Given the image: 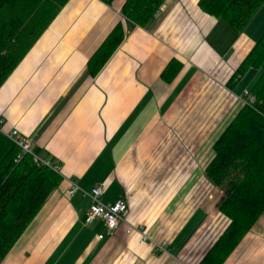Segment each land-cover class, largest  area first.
Instances as JSON below:
<instances>
[{"label": "crops", "instance_id": "1", "mask_svg": "<svg viewBox=\"0 0 264 264\" xmlns=\"http://www.w3.org/2000/svg\"><path fill=\"white\" fill-rule=\"evenodd\" d=\"M126 1L70 0L0 88L4 129L31 139L63 177L3 264H200L230 224L206 168L261 77L250 68L232 80L264 19L238 33L199 0H167L142 28L123 17ZM118 24L123 43L92 73ZM173 59L183 69L166 82ZM72 182L81 190L71 196ZM100 185L106 204L132 196L114 234L104 221L86 224L87 193ZM223 264H264V214Z\"/></svg>", "mask_w": 264, "mask_h": 264}, {"label": "trees", "instance_id": "2", "mask_svg": "<svg viewBox=\"0 0 264 264\" xmlns=\"http://www.w3.org/2000/svg\"><path fill=\"white\" fill-rule=\"evenodd\" d=\"M70 0H0V88L51 26ZM112 5L115 0H100ZM167 0H127L125 19L147 28ZM264 0H199L208 15L222 19L240 33L251 22ZM125 39L118 24L92 57L89 67L99 73ZM250 68L262 71L251 92L252 105H244L213 145L215 156L207 177L224 191L219 210L230 224L200 264H223L264 214V34L232 80ZM183 69L173 59L162 74L172 82ZM63 177L22 154L18 145L0 132V264L39 214Z\"/></svg>", "mask_w": 264, "mask_h": 264}, {"label": "built area", "instance_id": "3", "mask_svg": "<svg viewBox=\"0 0 264 264\" xmlns=\"http://www.w3.org/2000/svg\"><path fill=\"white\" fill-rule=\"evenodd\" d=\"M241 99L244 101L245 105H252L256 102V97L252 94L250 90H245L241 95ZM0 132L3 133L6 137L12 140L16 145H18L22 151V154H33L32 141L28 137L24 136L18 130L6 131L4 129V121L0 118ZM37 161L51 167L54 171L59 172L58 168L52 165L49 161L40 159L36 156ZM80 187L72 182V187L70 190V195L77 193ZM105 187L100 185L95 187L87 193L91 199V205L88 210L86 217V224H92L97 220L104 221L106 227L108 228L109 233L114 234V232L119 228L121 223L127 222L126 214L128 211V202L132 196L127 197L126 199H121L113 204H106L103 201V196L105 194ZM137 232L141 235L142 242L152 241L151 238L147 235L143 227L130 225V228L127 230L128 234ZM103 236L101 235L100 238ZM159 249L163 252H166V246L168 243L164 241L163 243L157 244Z\"/></svg>", "mask_w": 264, "mask_h": 264}, {"label": "rangeland", "instance_id": "4", "mask_svg": "<svg viewBox=\"0 0 264 264\" xmlns=\"http://www.w3.org/2000/svg\"><path fill=\"white\" fill-rule=\"evenodd\" d=\"M261 7H264V4ZM260 9H263V8H260ZM260 9L258 10V12L256 13V15L254 17H257V15H259L258 17H260V18L262 17V19H264V12H259V11H261Z\"/></svg>", "mask_w": 264, "mask_h": 264}, {"label": "bare ground", "instance_id": "5", "mask_svg": "<svg viewBox=\"0 0 264 264\" xmlns=\"http://www.w3.org/2000/svg\"><path fill=\"white\" fill-rule=\"evenodd\" d=\"M36 156V155H35Z\"/></svg>", "mask_w": 264, "mask_h": 264}]
</instances>
